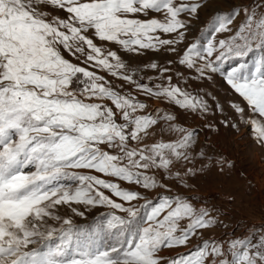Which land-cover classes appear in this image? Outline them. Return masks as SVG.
Instances as JSON below:
<instances>
[{
    "label": "snow or ice",
    "instance_id": "6c2138e0",
    "mask_svg": "<svg viewBox=\"0 0 264 264\" xmlns=\"http://www.w3.org/2000/svg\"><path fill=\"white\" fill-rule=\"evenodd\" d=\"M217 116L264 153V0H0V264H264Z\"/></svg>",
    "mask_w": 264,
    "mask_h": 264
},
{
    "label": "rangeland",
    "instance_id": "374dc122",
    "mask_svg": "<svg viewBox=\"0 0 264 264\" xmlns=\"http://www.w3.org/2000/svg\"><path fill=\"white\" fill-rule=\"evenodd\" d=\"M148 74L144 73L145 76ZM113 83L121 82L113 80ZM149 104L150 109L166 107L172 110V106L162 104L160 101H149ZM222 118L217 116L219 133L213 134L203 130L200 133V140L212 144L218 153H222L235 163V168L223 176L213 168L196 181L201 195L230 217L226 222L232 227L213 232L212 235L216 237H220L224 231L239 235L245 231L246 226L254 225L257 230L264 227V154L252 140L250 130L244 129L241 133H235L219 125ZM201 123L203 122L199 120L193 123L191 116L187 117L189 126L199 127ZM205 137L209 139L205 141ZM77 223L85 221L78 219Z\"/></svg>",
    "mask_w": 264,
    "mask_h": 264
},
{
    "label": "bare ground",
    "instance_id": "6f19581e",
    "mask_svg": "<svg viewBox=\"0 0 264 264\" xmlns=\"http://www.w3.org/2000/svg\"><path fill=\"white\" fill-rule=\"evenodd\" d=\"M256 145V144H255ZM257 146V145H256ZM264 154V153H263ZM260 160V159H259Z\"/></svg>",
    "mask_w": 264,
    "mask_h": 264
}]
</instances>
